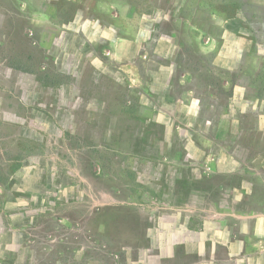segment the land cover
Wrapping results in <instances>:
<instances>
[{
  "label": "rangeland",
  "instance_id": "1",
  "mask_svg": "<svg viewBox=\"0 0 264 264\" xmlns=\"http://www.w3.org/2000/svg\"><path fill=\"white\" fill-rule=\"evenodd\" d=\"M0 179V264H264V0H0Z\"/></svg>",
  "mask_w": 264,
  "mask_h": 264
},
{
  "label": "trees",
  "instance_id": "2",
  "mask_svg": "<svg viewBox=\"0 0 264 264\" xmlns=\"http://www.w3.org/2000/svg\"><path fill=\"white\" fill-rule=\"evenodd\" d=\"M8 174H11V172L13 173V170L11 168L8 169ZM3 179H0V181L2 182Z\"/></svg>",
  "mask_w": 264,
  "mask_h": 264
}]
</instances>
